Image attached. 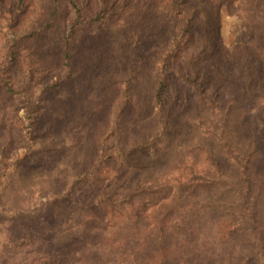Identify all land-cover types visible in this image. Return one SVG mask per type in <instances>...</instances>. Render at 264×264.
Instances as JSON below:
<instances>
[{
	"label": "trees",
	"instance_id": "1",
	"mask_svg": "<svg viewBox=\"0 0 264 264\" xmlns=\"http://www.w3.org/2000/svg\"><path fill=\"white\" fill-rule=\"evenodd\" d=\"M227 1L243 8L245 23L222 47L215 42ZM253 1L264 2L8 0L0 16L9 30L0 62V117L13 100L24 103L26 125L9 119L32 142L9 164L2 156L0 224L17 225L21 233H14L25 237L39 229L75 232L83 244L93 234L98 246H114L133 264H152L168 257L170 247L193 243L205 215L237 212L247 227L222 221L225 238L234 231L256 253V264H264V230L254 223L264 222V148L249 123L252 111L264 107V9H244ZM33 3L36 14L26 22L22 14ZM37 44L44 45V58L49 54L37 71L50 79L38 83L40 97L29 101L16 68L22 51L38 53ZM173 78L191 91H172ZM78 82L87 88L74 108L79 97L67 89ZM111 89L109 124L95 130ZM53 115L75 124L71 136L63 137L57 123L38 132ZM45 133L52 146L32 144ZM191 152L194 165L185 161ZM171 170L172 180L166 177ZM22 187L46 202L21 205ZM225 198H234L236 207ZM14 233H8L13 244ZM182 234L185 239H175ZM105 256L100 249L97 257Z\"/></svg>",
	"mask_w": 264,
	"mask_h": 264
},
{
	"label": "rangeland",
	"instance_id": "2",
	"mask_svg": "<svg viewBox=\"0 0 264 264\" xmlns=\"http://www.w3.org/2000/svg\"><path fill=\"white\" fill-rule=\"evenodd\" d=\"M252 3V6L249 4L244 5V9H250V11H252L257 8L258 4L262 5L260 10L264 9V2L253 1ZM244 4L246 3L244 2ZM36 8L37 4L33 3L27 11H24L21 19L23 20L27 17V19H25L27 22L28 19L36 14L34 11ZM7 9H9L8 0H0V16L2 15L1 11ZM242 9L243 8H241L239 4H231L229 1L221 6L219 15V30L215 42L216 45L229 47V45L241 35L242 26L245 23L244 14L240 12ZM7 23V20L0 19V62L4 58V44L9 38V30L6 27ZM259 23H262V20H260ZM24 24L27 23L23 21L20 22V25ZM26 26L27 25H25V28L27 29ZM28 46H30V43ZM34 49H36L39 54L22 51V61L18 63L16 68L20 77H22L20 88L24 91V94H30L29 101L40 97L37 95V91L40 88L38 83L40 81L46 83L49 82L48 80L50 79L49 77H45L46 73H44V71H37L42 64L41 62L46 61L49 54L46 58L43 57L45 48L42 44H37ZM39 55L42 58H40ZM140 57L143 59V52L140 54ZM39 59L42 60L40 63H38ZM81 59V62L83 63L86 61H92V59H83V57ZM53 74L54 73H51V76ZM141 78L143 81V65L141 68ZM19 79H17V81H19ZM171 86L172 91L179 88L183 90L182 92L191 91L190 87L186 84L184 85L175 78H173ZM86 88L87 84L78 82L70 85L67 91L71 96L76 95L78 98L79 95H81L82 98L83 91ZM109 92L112 95L107 97L105 106L98 113V117L95 122V130L98 128L103 129L104 125L109 124L110 114L108 113V108L112 105L113 98L116 95L113 89ZM190 95L192 94L190 93ZM44 96L45 95H43V97ZM81 98L79 97L75 101L74 108L79 106ZM106 106L109 107L106 108ZM50 108V102L46 103L45 111H48ZM82 110L85 111V107H82ZM4 111V116L0 117V169H2V156H4L5 163L9 164L16 157L26 153L29 149L30 141L32 142V138L31 140H28L25 137L24 132L16 130L17 126L13 122L14 120L21 122L23 126L26 125L25 104L20 101L13 100L8 110L4 109ZM252 115H254V118H251V122H249L250 126L255 131L260 147L264 148V107L260 106L256 109V111L253 110ZM10 116L13 117V120L9 119ZM73 118L74 117L70 120H73ZM46 123L60 124V128H62L61 130L63 131V137L71 136L73 133L72 129L75 126V124L72 123L61 124L53 115V117L47 116L46 119L42 121L43 126L40 127V131L38 132L44 131ZM87 124L88 123H85L84 125L86 126ZM201 128H204V126L202 125L199 129ZM44 137H42V139L44 138L43 142L36 140V143L34 142L32 144H40L42 147L47 146L48 144H50V146L54 144L55 141L48 133H45ZM63 137L61 140L64 139ZM188 145L192 146L193 143H189ZM192 152L189 157H185V161L188 162L187 164L190 163L194 165L195 161L192 157ZM173 158L175 157L173 156ZM175 172L176 171L171 170L166 177L172 180L175 176ZM18 198H25L23 199L21 205L30 206V208L31 206L39 208L46 202V197L38 192H34L33 189L32 192H29L27 189L24 190L23 188V192ZM199 202L202 203L201 201ZM225 202L227 204H231L233 207H236V201H234V198H225ZM12 206L13 204L6 205L8 208ZM222 221H227V224L236 226L237 228L241 224L247 227L244 223L242 215L237 212L227 213L220 218L219 215L216 217L213 215H205V217L201 220L202 223L198 226V231L195 232L193 243L183 246L170 247L171 249H174V251L170 253L168 257L160 262L155 261L152 264H256V253H253L249 248L243 245V238L241 236L236 237L237 234L232 231L233 235L229 238H225L224 233L226 232L223 230L224 223H222ZM257 222L262 224L261 229H259ZM254 223L257 230H264V222H262L259 217L257 218V221H254ZM17 227V225H13L6 220L0 224V264H133L134 262L131 258L127 257L126 254H122V252L116 250L112 245L109 246L100 244V246H98L96 243L97 239L93 241V234L91 235L90 243L83 244L79 239L80 234L75 232L71 235L58 236L50 232L43 233L39 229L38 231L40 232L37 235L25 237V233L24 235H17L14 233H21V230H18ZM112 229L113 231L115 230V228ZM12 232L19 237L14 244L9 241L8 237V233ZM107 234L113 235V232L108 231L105 233L107 238H112L107 236ZM175 239L180 240L185 239V237L182 234L176 236ZM102 248L105 249L106 256L99 259L97 257V253Z\"/></svg>",
	"mask_w": 264,
	"mask_h": 264
}]
</instances>
